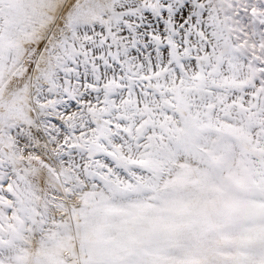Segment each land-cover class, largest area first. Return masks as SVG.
<instances>
[{
    "label": "snow or ice",
    "instance_id": "snow-or-ice-1",
    "mask_svg": "<svg viewBox=\"0 0 264 264\" xmlns=\"http://www.w3.org/2000/svg\"><path fill=\"white\" fill-rule=\"evenodd\" d=\"M0 264H264V0H0Z\"/></svg>",
    "mask_w": 264,
    "mask_h": 264
}]
</instances>
